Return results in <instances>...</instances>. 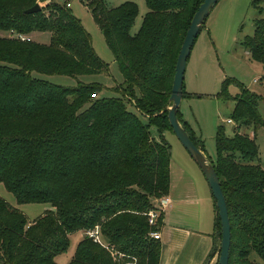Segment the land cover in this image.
<instances>
[{"label":"trees","instance_id":"1","mask_svg":"<svg viewBox=\"0 0 264 264\" xmlns=\"http://www.w3.org/2000/svg\"><path fill=\"white\" fill-rule=\"evenodd\" d=\"M81 1L90 8L124 77L115 87L121 96L98 97L106 88L100 83L79 81L69 88L33 75L78 77L108 70L65 0H0V183L19 204L50 206L30 221L0 196V264H59L56 258L69 249L72 233L85 234L96 226L108 245L129 257L124 261L161 262V241L149 234L160 230L164 212L155 225L148 216L155 208L153 198L170 191L171 147L152 136L150 124L173 131L168 107L176 62L204 0H146L149 10L136 34L131 32L139 13L135 3L111 7L105 0ZM252 2L257 8L258 0ZM37 3L41 10L26 12ZM263 12L264 7L259 9ZM12 30L30 40L10 37ZM46 31L51 32L49 44L33 40V33ZM242 45L264 67V16L256 18L253 35ZM233 82L225 80L220 93L236 101L230 119L264 126L260 94L238 83L239 92L232 95ZM125 98L134 100L148 123L128 108ZM178 116L204 150L180 109ZM216 141L212 163L231 222L229 264H258L250 258L255 252L264 259V169L254 162L257 146L238 131L226 136L222 127ZM215 228L216 242L206 264L220 252L217 206ZM69 264L118 263L85 234Z\"/></svg>","mask_w":264,"mask_h":264},{"label":"rangeland","instance_id":"2","mask_svg":"<svg viewBox=\"0 0 264 264\" xmlns=\"http://www.w3.org/2000/svg\"><path fill=\"white\" fill-rule=\"evenodd\" d=\"M56 1L64 3V0ZM105 1L111 7L118 6L126 1L135 3L138 6L139 13L131 32L132 34L139 32L144 17L149 10L146 0ZM252 1L220 0L213 8L204 28H202L196 39L187 62L184 80V89L187 94L182 99L180 111L184 120L188 121L190 132L201 143V147L209 160L215 161L217 158L216 138L219 128L222 127L228 137L235 136L238 131L240 134L253 139L258 150V158L254 162L264 169V126L256 127L253 120L249 121L251 122L249 125L247 123L241 125L236 121L228 122L229 118H232L235 114L236 101L234 98H225L220 95L223 82L230 79L235 81L229 87L232 95L239 92L238 83H242L249 90L258 91L261 96L258 112L264 121V67L261 63L251 59L249 52L242 45L247 36L253 35L256 18L264 16V12L259 13V9L264 7L263 0H258L257 8L253 6ZM69 8L90 34L94 50L108 65V70L98 74L78 77L46 74L37 71H34L33 75L69 88L76 87L79 81L100 83L106 88L98 93V97L121 96L122 94L115 90V87L124 82V77L90 8L81 0L73 1ZM32 37L33 40L40 43L49 44L51 42V32L48 31L35 32ZM125 100L131 111L138 114L143 122H149L148 117L144 116L135 107L134 100L130 102L127 101V98ZM242 120L248 121L244 118ZM150 131L156 140H164L171 147L172 191L174 192L177 189L186 194L187 189H191L190 192L197 194L198 211L201 213L203 223H205L204 227L209 229L212 212L210 207L207 206L212 199L209 202L206 201V197L212 198V192L201 167L174 131L171 129L160 130L159 126L154 123L150 124ZM0 196L11 205L21 209L30 221L42 215L50 207L44 203L19 204L14 194L8 191L3 183H0ZM156 199L153 198L154 203ZM158 229L160 228L158 227ZM84 235L83 231L72 233L69 249L56 258L59 264H69L71 262L77 245ZM218 255L219 252L216 255L217 261ZM250 258L258 264H264V259L255 252H252ZM217 261L215 259V263ZM116 262L121 264V261Z\"/></svg>","mask_w":264,"mask_h":264},{"label":"crops","instance_id":"3","mask_svg":"<svg viewBox=\"0 0 264 264\" xmlns=\"http://www.w3.org/2000/svg\"><path fill=\"white\" fill-rule=\"evenodd\" d=\"M252 91L258 93L256 90ZM170 178L172 180L171 170ZM187 191L186 194L177 189L173 192L170 183L168 196L171 198V204L164 210L163 224L160 228L162 244L160 264H206L214 249L217 232L216 203L213 194L212 198L206 197V201L210 202L212 199L207 206L212 212V220L209 229H206L197 208V194L190 192L191 189ZM216 255L208 264H216Z\"/></svg>","mask_w":264,"mask_h":264},{"label":"water","instance_id":"4","mask_svg":"<svg viewBox=\"0 0 264 264\" xmlns=\"http://www.w3.org/2000/svg\"><path fill=\"white\" fill-rule=\"evenodd\" d=\"M219 1L204 0L192 18L176 62L173 86L169 98L168 119L174 133L201 167L210 185L221 220V242L217 264H229L232 240L231 222L220 177L212 161L208 159L204 151L193 141L178 116V110L180 109L184 94V80L188 59L203 24ZM39 10H41V5L37 3L27 9L26 12L34 13Z\"/></svg>","mask_w":264,"mask_h":264},{"label":"built area","instance_id":"5","mask_svg":"<svg viewBox=\"0 0 264 264\" xmlns=\"http://www.w3.org/2000/svg\"><path fill=\"white\" fill-rule=\"evenodd\" d=\"M75 0H67L65 2V5L67 7H71L72 2ZM10 37H17L22 40H30V37L24 34L17 33L16 31L12 30L9 32ZM93 97H97L96 94H92ZM228 122H233L232 119H229ZM171 204V198L168 195H164L160 198L156 199L155 202V208L150 210L149 212V223L151 225H155L157 223V219L161 215L162 212ZM85 234L89 237H91L95 242L101 244L102 246L106 247L112 254L113 258L116 261H121V264H137V259L133 258L130 261H124L127 257L126 254L117 251L112 245H108L107 242L103 239L99 226H96L93 229H88L85 231ZM151 237L161 240V232L159 230L151 231L149 234ZM124 261V262H123Z\"/></svg>","mask_w":264,"mask_h":264}]
</instances>
